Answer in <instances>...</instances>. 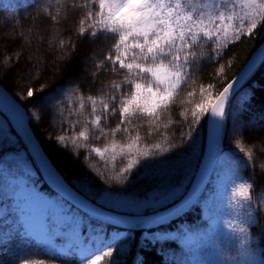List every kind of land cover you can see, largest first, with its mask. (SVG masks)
<instances>
[{"label":"trees","instance_id":"16d2710c","mask_svg":"<svg viewBox=\"0 0 264 264\" xmlns=\"http://www.w3.org/2000/svg\"><path fill=\"white\" fill-rule=\"evenodd\" d=\"M55 0H46L54 3ZM41 0H0V85L4 87L24 107L30 128L38 142L50 157L53 165L64 179L79 192L81 189L102 195L105 190L115 192L121 198L145 200L151 194L164 186L182 185L188 190L201 163L206 136L207 116H203L191 138L182 136L179 129L183 126V118L178 116L184 111L191 117V110L200 103L203 97L200 86L212 83L214 87L209 91L213 96L218 95L223 88L238 74L244 64L264 41V26H258L255 36H242L240 40L231 43L223 49V59L219 63L201 61L199 68L192 76V81L181 86L171 106L162 111L160 120L153 123L148 117H132L130 124L121 125V129L128 128V132L119 131L115 137L109 134L107 140H97L99 133H90L87 141L89 147L103 148L113 139L121 144H127L129 137L135 138L137 133L142 137L139 148L144 149L159 143L167 151L160 152L152 149L153 155L148 158L140 156V164L133 168L131 174L119 182L111 179L122 163H111L105 168L98 157L81 149L75 162H70L72 149H59L55 143V136L63 133L67 125H62L55 99L58 89H72L79 86L85 96L100 97L99 88H108L113 80L120 82L110 72H99L93 77L94 62H99L108 53L112 43L110 40L97 39L95 43L87 38L81 39L78 33L82 13L72 11L60 25L32 31L30 21L36 14ZM30 5H32L30 7ZM41 21H36L39 24ZM21 24L23 27H21ZM20 33L18 35L17 33ZM28 32V33H27ZM29 35V36H28ZM31 36V37H30ZM15 37V39H13ZM29 43H25L24 39ZM63 40L64 47L59 43ZM206 51L211 50V44H205ZM70 58V59H69ZM223 65L224 71L219 72ZM95 79V83H93ZM130 87V86H128ZM33 89L34 96H27V89ZM189 92L194 93L189 97ZM51 94V95H50ZM207 95V92L205 93ZM47 98V99H46ZM90 110V109H89ZM63 111V109H60ZM39 113V120L34 118ZM226 118L221 130L220 158L227 172L238 174L248 183L253 184L252 193L257 202L254 206L257 213V224L252 227L254 237L262 247L264 260V172L261 170L259 153L264 151V64L259 63L245 82L230 99L226 108ZM0 120L6 126L7 133H0V198L11 207L15 195V186H11V178L27 177L36 187L47 194L55 195L45 184L33 158L27 151L25 142L16 131L8 118L0 111ZM170 126L165 129L164 125ZM102 125L109 130L120 124V115H109L107 122ZM152 134L149 135V128ZM157 128L159 130H157ZM189 129L184 128L187 133ZM239 133V135H237ZM237 141L248 150L254 145L253 166L245 167L246 157L237 147ZM83 142V141H82ZM25 151L30 161L33 174L25 171L24 166L12 156ZM88 156L85 159V156ZM110 155V153L108 154ZM23 173V174H22ZM102 173V174H101ZM96 204L109 211L118 212L104 204ZM148 215L150 210L145 209ZM143 211L137 213L142 215ZM84 235H97L107 239H115L119 246L127 243L128 252L123 256V264H199L194 257V251L180 242L181 230L193 229L200 222L191 217L190 210L183 212L176 218L161 225L143 228L126 229L81 212ZM9 223L0 224V264H16V258L28 250L41 251L37 243L21 233V226L17 223L16 214L9 212ZM12 224H14L12 226ZM172 229L178 234L169 235ZM203 230V228H202ZM81 231V230H80ZM204 232V231H203ZM210 237L221 252V258L229 261L234 254V247L224 238L214 233ZM203 240V239H202ZM204 241V240H203ZM45 264H50L46 261ZM58 264H78L72 257H59Z\"/></svg>","mask_w":264,"mask_h":264},{"label":"snow or ice","instance_id":"6c2138e0","mask_svg":"<svg viewBox=\"0 0 264 264\" xmlns=\"http://www.w3.org/2000/svg\"><path fill=\"white\" fill-rule=\"evenodd\" d=\"M72 11L83 14L78 27L81 39L87 38L93 43L97 39L112 41L103 59L94 62L93 77L103 71L123 78L119 83L113 80L106 89L99 88L98 91L103 93L100 97L85 96L83 91L79 90V86L58 89L55 99L57 115L60 116L61 124L67 125V128L55 136V143L64 151L72 149L70 162H75L80 150L86 149L89 154L98 157L105 168L109 163L113 166L118 162L122 163L124 166L111 177L117 182L131 174L133 168L141 163L140 156L148 158L153 155L152 149L161 153L168 149H163L159 143L140 149L139 141L142 137L139 133L134 139L129 137L131 142L127 144H121L113 139L103 148L89 147L87 141L90 139V133H99L94 137L97 140L102 138L107 140L109 134L115 137L119 131L127 133L128 128L121 129V125L130 124L132 117L146 116L153 123L159 121L161 112L171 106L181 86L192 81V76L201 61L219 63V60L223 59L222 50L229 44L240 40L242 36H255L258 26H264V0H55L54 3L41 0L35 16L29 22L32 26L30 30L44 31L45 28L60 25ZM38 19L41 21L39 24L36 23ZM17 34L20 35L19 32ZM64 43L61 40L59 47L63 48ZM205 44L212 45L210 52L205 50ZM259 62L264 64V55L260 57ZM223 71L224 67L221 65L219 72ZM239 78L229 83L216 96L209 91L214 87L212 83L202 84L200 94L203 99L191 110L190 119L184 111L178 113L184 121L179 132L187 138H191L192 132L196 130L194 125L200 122L201 117L209 118L208 122L212 125L213 150L217 159L220 156V132L226 118L225 106L229 103V97L233 93L234 85L239 83ZM95 82L93 79V83ZM187 95L191 97L194 93L189 92ZM27 96H34L33 89H27ZM117 111L120 115V124H117L115 129H106L101 123L102 120L106 123L108 116H115ZM33 115L38 121L39 113ZM170 124L171 121L164 125L165 129ZM185 127L189 129L187 133L184 132ZM151 134L150 127L149 135ZM237 147L246 157L245 167L253 166L254 145L246 150L237 141ZM261 147L264 148V144ZM39 149L47 167L64 184L50 157L40 147ZM259 156L264 160V151L260 152ZM32 158L37 169L44 172L39 161L33 156ZM87 158L86 155L85 159ZM260 167L264 172V163H261ZM27 176L31 177V174ZM252 189L253 184L241 181L234 185L233 196L248 202L252 198ZM186 192L187 189L182 183L168 185L155 190L145 200L134 201L152 205L145 208L150 210V216L162 215L177 207L178 202L183 203L186 200ZM76 195L94 206L101 204L106 195L120 197L115 192L107 190L100 195L86 189L79 190V194ZM81 213L88 217L86 213ZM60 215L67 218L57 222L51 219V215L49 216L47 229L49 244L42 246L34 238L41 251L28 250L17 256L16 264H45L46 261L58 264L59 257L69 256L78 264L105 262L123 264L114 257V253L119 254L123 251L115 239H107L99 234L85 236L82 221H78L69 213L61 212ZM142 215L149 216L145 211ZM244 222H247V218ZM78 227L81 230L79 234ZM228 227L233 233L245 232L244 228H238L231 222L228 223ZM62 233L73 235L62 236ZM244 241H247V236ZM62 244H70L68 251L48 250L49 247ZM243 245L242 241L241 256L249 257L255 264L251 249ZM141 264L144 262L141 261ZM260 264H264V260Z\"/></svg>","mask_w":264,"mask_h":264},{"label":"rangeland","instance_id":"374dc122","mask_svg":"<svg viewBox=\"0 0 264 264\" xmlns=\"http://www.w3.org/2000/svg\"><path fill=\"white\" fill-rule=\"evenodd\" d=\"M24 40L25 43H29L26 37ZM0 133H7V128L1 120ZM12 157L24 166L26 172L33 174L25 151H20ZM10 180V185L16 187L15 195L11 207H8L0 198V224L10 223L12 218L8 217L7 214L9 212L15 213L17 223L21 226V233H25L30 239L34 240L35 238L42 246H45L49 244L47 229L50 215L51 219L57 222L67 218L61 216V212L75 216L78 221L82 220L79 210L72 207L60 196L56 194L50 195L39 190L31 179L20 177L11 178ZM241 181L246 180L238 174L227 172L222 158L219 157L198 197L188 207L187 210H190L191 217L197 218L200 224L193 229H182L181 233H179V239L182 245L194 251V257L199 264H253L249 257L241 256L242 241L244 242V247L251 249V256L255 258V264H260L263 260L261 255L262 247L258 239L254 237L252 230V227H255L257 224L253 191H251L252 198L248 202L233 196L234 185ZM258 200L262 207L260 209H264L262 200L259 197ZM255 202H257L256 199ZM104 204L118 212H127V215H137V213L145 210V208L152 206L150 204L135 202L134 199L110 195L104 197ZM246 218L247 222H244ZM229 222L238 226V228H244L245 232L239 233L237 231L233 233L228 227ZM79 233L80 228L78 227L77 234ZM214 233L220 234L227 243L233 245L234 254L229 261L221 258V252L218 250L213 239H211L212 237H210ZM167 234L176 236L178 233L169 229L167 230ZM61 235L72 236L73 234L62 233ZM245 236H247V241H244ZM62 242L66 241L62 240ZM69 247L70 244H62L49 247L48 250L66 252ZM120 248L123 249L122 253H114V257L123 260V256L129 250V245L125 243Z\"/></svg>","mask_w":264,"mask_h":264},{"label":"water","instance_id":"95a60500","mask_svg":"<svg viewBox=\"0 0 264 264\" xmlns=\"http://www.w3.org/2000/svg\"><path fill=\"white\" fill-rule=\"evenodd\" d=\"M262 55H264V41L258 46V48L251 55L248 61L244 64V66L238 72V74L229 82L232 83L234 80H237L240 77L239 83L234 85L233 93L229 97V101L232 98V96L235 94V92L239 89V87L245 82L246 79L244 80V78L252 71L255 65L256 68L257 65L260 63L259 59ZM227 106L228 104H226L225 106V112ZM0 111L8 118L10 122H11L10 119L11 116L14 119H19L22 121L21 137L25 142L27 151L30 154V156L31 157L33 156L37 161H39L40 167L44 171V172L40 171L41 176L45 184L48 186V188L51 191L59 195L63 200L67 201L70 205L74 206L76 209L80 210L81 212H84L87 215L97 218L101 221L126 229H143V228H149V227L161 225L181 215L196 200L204 184L206 183L212 168L214 167V165L218 160L213 150L212 125L208 122L209 118L207 117L205 147H204L203 157L199 165L198 171L194 177V180L185 194L186 200L183 203L178 202L177 207L172 208L169 212H165L162 215L150 216L151 214H149V216L145 217L143 215L121 214L106 210L98 205L94 206L89 202L83 200L79 196H77L76 194H79V192L75 190L64 179L61 173L53 165L56 172L61 176L64 184L60 182L58 178L55 177V174L51 172V170L47 167L46 162H44L41 157L39 147L43 151L44 149L38 142L32 129L30 128L28 122V116L24 107L15 99V97L12 96L10 92H8L1 85H0ZM221 149L222 146H221V132H220L219 151H221Z\"/></svg>","mask_w":264,"mask_h":264},{"label":"bare ground","instance_id":"6f19581e","mask_svg":"<svg viewBox=\"0 0 264 264\" xmlns=\"http://www.w3.org/2000/svg\"><path fill=\"white\" fill-rule=\"evenodd\" d=\"M10 119L18 133L22 134V121L19 119H14L12 116L10 117Z\"/></svg>","mask_w":264,"mask_h":264}]
</instances>
